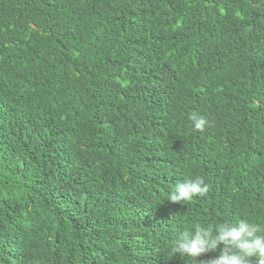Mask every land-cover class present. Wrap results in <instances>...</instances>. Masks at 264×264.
<instances>
[{
	"label": "trees",
	"instance_id": "1",
	"mask_svg": "<svg viewBox=\"0 0 264 264\" xmlns=\"http://www.w3.org/2000/svg\"><path fill=\"white\" fill-rule=\"evenodd\" d=\"M240 218L264 223V0H0V264H205L222 245L173 241Z\"/></svg>",
	"mask_w": 264,
	"mask_h": 264
},
{
	"label": "clouds",
	"instance_id": "2",
	"mask_svg": "<svg viewBox=\"0 0 264 264\" xmlns=\"http://www.w3.org/2000/svg\"><path fill=\"white\" fill-rule=\"evenodd\" d=\"M195 130L203 131L209 121L197 112L189 115ZM209 191L204 178L196 176L177 182L168 193L167 199L174 203L191 202L196 197H204ZM223 246L220 254L205 264H264V223L249 218L233 221L224 220L208 223L182 231L173 241L175 252L193 260L214 252Z\"/></svg>",
	"mask_w": 264,
	"mask_h": 264
}]
</instances>
